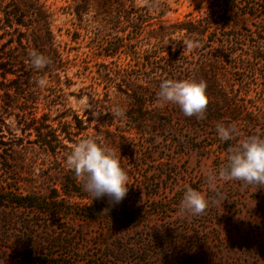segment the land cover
Returning a JSON list of instances; mask_svg holds the SVG:
<instances>
[{"label": "rangeland", "instance_id": "obj_1", "mask_svg": "<svg viewBox=\"0 0 264 264\" xmlns=\"http://www.w3.org/2000/svg\"><path fill=\"white\" fill-rule=\"evenodd\" d=\"M102 2L0 0V58L35 50L51 60L41 70L29 63L33 80L15 109L0 106V264H264V187L219 181L214 189L203 175L227 162L230 144L264 133V0H160L155 11L112 0V17ZM14 11L28 27L21 34L5 27ZM177 22L201 34L150 38ZM182 39L202 46L184 52ZM192 73L207 82L204 119L156 102L162 80ZM128 79L146 94L126 96ZM218 123L240 135L222 141ZM89 135L128 173V193L114 206L92 199L65 165ZM186 185L226 199L203 215L182 213ZM24 197L35 204H16Z\"/></svg>", "mask_w": 264, "mask_h": 264}, {"label": "clouds", "instance_id": "obj_2", "mask_svg": "<svg viewBox=\"0 0 264 264\" xmlns=\"http://www.w3.org/2000/svg\"><path fill=\"white\" fill-rule=\"evenodd\" d=\"M139 7L155 11L160 7V0H136ZM176 41V40H173ZM186 46L184 52H192L200 48V41L194 39H182ZM177 41V42H179ZM175 50V46H173ZM37 70L44 69L51 63L49 57L35 50L29 53L26 61ZM39 87L47 85L46 79L41 77L35 81ZM157 105L174 103L179 106L187 117L195 116L204 119L210 103L207 94V82L203 79H164L159 85L156 94ZM114 118H125V110L114 108ZM218 137L225 142L233 141L240 135L235 124L216 125ZM65 165L73 172L77 183L92 199L107 196L110 205L120 203L128 193L129 176L121 166L120 157L104 141L95 136H85L71 146L66 156ZM205 182L215 189L219 181L243 182L254 189L264 187V133L248 135L227 148V162L222 163L216 169H205L203 172ZM226 198H221L216 192L213 199L206 198L201 191L191 186H185L180 204L181 212L191 215H203L211 204L222 203Z\"/></svg>", "mask_w": 264, "mask_h": 264}, {"label": "trees", "instance_id": "obj_3", "mask_svg": "<svg viewBox=\"0 0 264 264\" xmlns=\"http://www.w3.org/2000/svg\"><path fill=\"white\" fill-rule=\"evenodd\" d=\"M112 0H103L102 5L100 6L103 12L107 14V16L112 17V13L114 12ZM79 13H76V16H78V20L81 21ZM165 16V15H163ZM22 15L17 13V11H14L13 13L6 16L5 21L7 28L11 29L13 32H18L21 34L22 30L25 28L28 29L27 25H25L23 21ZM3 22V20H2ZM145 21H141L138 23V26L140 28H143L145 26ZM201 34V32L198 30V27L196 25H193L191 23L186 22H177L174 23L168 27L162 26L150 33L151 39H164L168 34H178L181 36H185L187 34ZM24 34V33H23ZM14 36V35H13ZM26 40L24 35H21L20 38H16V44L17 46L21 47L22 44H24V41ZM121 47H127L129 44L123 42L119 43ZM28 52V53H25ZM20 57H6L1 59L0 58V106L4 103H8L7 108L12 110L15 109V104L13 102V99L17 97L21 92L26 88L28 83H25V81L32 82L33 78L31 75L28 74L30 71L29 69V63L26 62L29 60V53L30 51L26 50ZM52 53V52H51ZM51 53L49 55H51ZM47 54V53H46ZM134 53L130 51V55H133ZM48 55V54H47ZM48 55V56H49ZM180 75V74H179ZM127 75H124V78H126ZM196 74H191L189 79H195ZM175 79L182 80V77H175ZM130 83H128L125 87L124 93L126 96H131V93L134 94L135 99H139V94H146V86L144 84L137 85L136 83H131L132 81L128 79ZM30 84V83H29ZM137 94V95H136ZM136 101V100H134ZM140 107L143 106L142 103L139 104ZM37 132V138H43L44 140H50L49 135H44L43 137H40L39 132ZM48 138V139H47ZM0 145L4 146L3 143H0ZM48 145V143H47ZM16 204L23 206V205H29L32 206L35 204L33 199L31 197H24L21 199L15 200Z\"/></svg>", "mask_w": 264, "mask_h": 264}]
</instances>
